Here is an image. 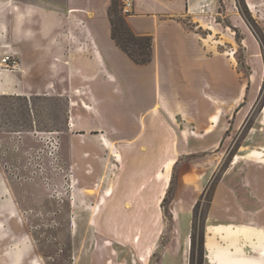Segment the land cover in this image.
I'll return each instance as SVG.
<instances>
[{"label": "rangeland", "instance_id": "1", "mask_svg": "<svg viewBox=\"0 0 264 264\" xmlns=\"http://www.w3.org/2000/svg\"><path fill=\"white\" fill-rule=\"evenodd\" d=\"M65 1L0 0V58L8 54L17 63L0 66V264H181L190 242L186 263L201 264L205 236L209 249L215 238L234 250L233 239L246 237L249 244L247 257L222 248L211 263L264 264V0H183L181 16L142 15L151 18L152 55L159 34L174 31L190 36L195 62L215 66L212 93L221 120L209 134L195 126L194 108L171 118L126 112L140 95L152 99L150 67L127 66L116 82L102 73L95 62L96 44L102 46L97 18L85 19ZM114 1L112 19L123 18L129 29L114 34L135 53L146 36L127 21L139 13L138 1L129 13L122 0ZM39 3L50 12L46 26L31 12ZM19 7L30 9L17 20ZM97 77L113 82L93 96L89 86ZM144 113L150 130L142 118L140 132L116 127L114 119L139 122ZM117 141L133 144L115 149ZM206 153L214 154L207 162ZM131 162L136 187L151 192L135 198L142 205L136 221L145 228H101L112 220L104 208L126 200L117 192ZM191 172L195 184L184 185ZM178 222L190 228H177ZM258 225L261 238L250 229Z\"/></svg>", "mask_w": 264, "mask_h": 264}, {"label": "crops", "instance_id": "2", "mask_svg": "<svg viewBox=\"0 0 264 264\" xmlns=\"http://www.w3.org/2000/svg\"><path fill=\"white\" fill-rule=\"evenodd\" d=\"M112 1L114 0H66L65 2L67 3V6L71 11L81 13L82 17H84L85 19L89 18L88 13L93 14V16L97 18L96 21L98 22V24L96 25V27L99 26L101 31L100 34L98 35L99 36L98 40H100L101 45L104 46L100 47L99 45L96 44L95 62L99 70L102 71V73L104 72L110 74L109 72H111L110 75L113 77V81L116 82L121 80V78L123 79L124 72L127 66L132 67L134 65L140 67H150L151 72L149 76L146 78L147 81L153 84L154 86L152 99L148 101L147 100L148 98L141 93L142 95L138 97L136 104L135 105L130 104L127 107L126 112H146V113L165 112V114L168 115L169 118H171L173 116L172 112H189L188 110H190V108L192 109L194 108L196 112L195 126L202 128L204 133L209 134L211 131L209 130V126L215 127L219 125L221 120L219 116L220 114L217 113L215 107V102H216V98L214 95L215 93H212L215 92L214 90L216 85V81L214 77L215 66L211 64L205 65L204 63L201 64L195 62V57H194L195 55H193V51L191 50L192 47L190 46L192 40L188 34H182L179 32L167 31V30L162 31L161 34H159L157 39L159 44L157 46L155 45V47L153 46V55L150 62H147L143 65H138L133 63L125 53H123L117 46H115V44L113 45L114 41L111 39V23L108 15L109 7ZM137 1H138L137 5H135V12H139V13H135L133 15L131 14V16L128 17L127 21L130 24L132 30L138 35H144V36L146 35L150 37L155 35L153 32H151L153 31V27L151 24V20H149L151 18H148L150 16H156V17L163 15L181 16L184 13V11L186 12V4L183 0H137ZM43 5H44L43 3H39L35 5L33 4L31 6V12L33 14L35 13L39 17V24L42 22V25L46 26L45 25V22H47L46 17L50 12L46 11ZM29 9L30 8H26V10H24V7H19V9L16 11L17 20H18V16L23 18L25 14L24 12L28 11ZM144 14L145 15L149 14L150 16L143 17L142 15ZM156 24H157V20H156ZM254 41L257 44L256 40ZM29 52L32 53V50H29ZM55 65L57 64L55 63ZM113 81L110 80L109 78L97 77L89 86L93 91L92 92L93 96L95 94L97 95L98 93H101L104 90V86L110 85ZM223 84L226 88V85L228 83L227 81H224ZM176 85L186 86V90L182 87L179 89L174 87ZM227 89H230V87H228ZM179 90L181 91L179 92ZM85 106L87 109H91L90 106L86 104ZM117 112H122V111H117ZM146 113L141 115V117L139 116L140 118L139 122L138 121L128 122L129 119L126 122L123 119H114L116 124L119 123L117 124L116 127H118V130L121 128H125V130H127L128 132L131 131L140 132L141 125L139 123L141 122V118H142L143 123H145L146 130H150V123L148 119L149 114L147 115ZM260 113H262V111ZM214 116H217L216 121H212V117ZM115 123L112 124V126H115L116 125ZM135 128H137V130ZM119 142L120 141H117L116 142L117 144L114 145L113 148L119 149L121 147L123 149H128L129 147H132L129 145L133 144L132 143L133 141H125L124 143L122 142L123 143L122 145H120L121 143ZM191 144H193V146L195 147V140H193ZM112 145L113 144L111 143L110 146ZM207 149L208 147L200 148L199 151L205 152ZM216 149L217 148L215 146L214 150ZM213 155L214 154L210 155L209 153H206V155L202 157V160H205L207 162L208 160H211ZM147 159L148 158H146L145 156L144 160L147 161ZM167 159L168 158L162 160L160 169L157 170V172L162 171L161 166L163 164V161H166ZM128 165L129 168L127 170L128 172L127 176L125 177L124 180H122L117 192L118 197L124 196L126 200L120 201L118 199L104 208L103 213H107V214L111 213L112 220L101 221L100 224L101 228L106 227V224L107 225L109 224L108 227H111L113 229L116 228V229L130 230L136 228H145L144 225H141L140 222L136 221V213L138 211L141 212L140 208L142 205L139 203L140 199L136 201L135 198L139 197L142 200L145 198V196H150L151 192H146V193L140 192L141 188L138 189V187H136L135 185L136 180L133 179L135 178V176L133 175L131 176L133 172V168L136 167L135 162H131V164L129 163ZM193 172L195 173L194 170ZM194 173L192 172L187 173L186 176H188V178L184 179L183 181L184 185H186L188 179L189 182H193V184H195ZM198 173L200 176L203 173V171L199 170ZM141 174L142 173H140V175ZM143 174L146 176L145 173ZM141 179L143 178L140 176L139 180ZM166 188H167V183H166ZM108 194L109 193L106 192V195ZM137 203L139 204L136 205ZM142 210L143 213L144 211H146L145 208H143ZM239 212L242 213L241 209ZM184 223L178 222L177 228L188 230L190 228V222H188L187 224ZM227 225H231V224H227ZM260 226L262 227V225H258L256 226V228L250 227V229L259 230L260 233L259 238L262 237L259 229ZM235 227H240L241 229L247 228V226H240V225L239 226L236 225ZM128 234L130 233L128 232ZM127 238L129 241L127 240L126 243H128L129 245L133 244V238L130 235H127ZM245 238L246 237H239L237 241L233 239V241L236 242L238 250H234L231 247L226 248L227 244L225 242L220 241L217 238H215V245L211 249H209L206 246V236H205L202 241V250L203 251L205 250V252L207 253L205 254L207 260L202 262L201 264H213V263L216 264L217 261L215 259L213 260V263H211L210 260L212 259L213 256L219 253L220 249L222 248H225L227 252L230 253V255H237L238 254L237 251H239L241 256L247 257L246 253L248 251L249 244ZM191 240L192 239L190 235V241ZM259 240L262 244H264V240L262 241L261 239ZM231 242L232 241L229 242L228 244L229 246ZM191 246L192 245L190 242V246L188 244L187 247L188 249H183L184 253L180 254L182 256L181 259L183 260V263L181 264H187L186 262L190 260L191 253H189V251H191ZM263 249H264V245L262 247V250ZM131 255H133V260L135 261V254H133L132 252ZM181 259L176 258V260L178 261H181ZM233 259L230 260L229 264H231V261ZM168 261H175V259L174 258L168 259ZM257 261L262 263L261 262L262 260L261 261L257 260Z\"/></svg>", "mask_w": 264, "mask_h": 264}, {"label": "trees", "instance_id": "3", "mask_svg": "<svg viewBox=\"0 0 264 264\" xmlns=\"http://www.w3.org/2000/svg\"><path fill=\"white\" fill-rule=\"evenodd\" d=\"M115 1H112L110 7H109V11H108V15L110 18V23L112 26V32H111V37L114 40L115 44L135 63L138 65H143L147 62L150 61V57L152 56V44H151V38L149 36H145V37H138L140 39H142L145 43H144V47L141 46L140 44H137L138 47H136L135 49V53L131 50H128L127 48H125L124 46L120 45L116 36H115V30L116 28H118L119 30H124L128 29L127 24L125 22V20L121 17L118 18V22L115 23L116 21L112 19V14L110 12V8L113 6ZM129 30V29H128ZM145 48L147 50H145ZM143 56V57H142ZM164 200V199H163ZM202 246V243H201Z\"/></svg>", "mask_w": 264, "mask_h": 264}, {"label": "built area", "instance_id": "4", "mask_svg": "<svg viewBox=\"0 0 264 264\" xmlns=\"http://www.w3.org/2000/svg\"><path fill=\"white\" fill-rule=\"evenodd\" d=\"M133 0H122V11L124 13H129L133 8ZM17 63L11 55H4L0 58V66L9 69L16 67Z\"/></svg>", "mask_w": 264, "mask_h": 264}]
</instances>
